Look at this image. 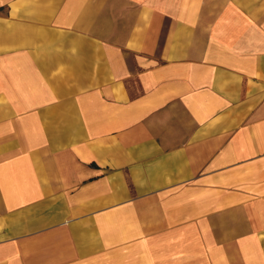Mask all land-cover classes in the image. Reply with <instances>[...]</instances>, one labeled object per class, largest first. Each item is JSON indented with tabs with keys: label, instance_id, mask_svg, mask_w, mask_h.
<instances>
[{
	"label": "crops",
	"instance_id": "obj_1",
	"mask_svg": "<svg viewBox=\"0 0 264 264\" xmlns=\"http://www.w3.org/2000/svg\"><path fill=\"white\" fill-rule=\"evenodd\" d=\"M0 264H264V0H0Z\"/></svg>",
	"mask_w": 264,
	"mask_h": 264
}]
</instances>
